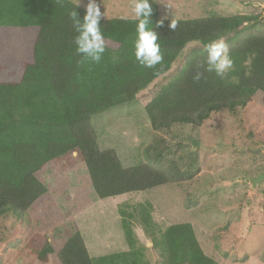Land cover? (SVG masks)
<instances>
[{"label": "trees", "instance_id": "1", "mask_svg": "<svg viewBox=\"0 0 264 264\" xmlns=\"http://www.w3.org/2000/svg\"><path fill=\"white\" fill-rule=\"evenodd\" d=\"M148 3V27L157 33L163 57L152 68L141 66L135 57L139 18L101 17L104 52L96 63L76 51L80 32L70 14L77 12L83 21L86 9L80 2L0 0V69L22 67L19 81H0V218L19 217L29 210L48 190L36 174L73 153L85 164L101 200L192 180L194 173L183 171L163 151L148 150L143 163L125 168L115 150L100 149L92 127L94 117L133 103L192 43L201 47L145 107L154 131L170 132L176 125L200 127L214 113L246 108L257 92L264 103V33L256 30L258 16L175 20L173 30L174 19H161L156 1ZM220 38L232 60L223 75L205 71L206 47ZM123 49L127 51L122 59L113 62L112 54ZM199 73L201 79L194 80ZM126 216L129 253L95 262L76 232L58 252L45 243L37 258L48 263L56 254L60 264H148L135 248L131 217ZM141 221L146 231L153 228L150 215L145 213ZM160 238L152 240L164 264H217L205 255L189 223L168 227Z\"/></svg>", "mask_w": 264, "mask_h": 264}, {"label": "rangeland", "instance_id": "2", "mask_svg": "<svg viewBox=\"0 0 264 264\" xmlns=\"http://www.w3.org/2000/svg\"><path fill=\"white\" fill-rule=\"evenodd\" d=\"M73 1L85 9L89 3ZM155 1L161 19L253 15L260 18L256 30L264 33V0ZM135 2L96 0L103 19H138ZM199 47L188 45L171 70L133 103L92 119L100 149L115 150L125 168L143 163L148 150L163 151L194 178L101 200L76 153L52 161L36 174L47 193L19 217L0 218V264H60L56 254L48 263L40 262L38 252L47 242L58 252L76 232L82 234L95 262L129 253L123 228L126 215L131 217L135 248L148 264H164L152 238L161 239L168 227L184 223L192 225L201 249L217 264H264L263 94L257 92L246 108L214 113L197 128L176 125L170 132L154 131L146 114V105L180 75ZM126 51L113 53L112 61L121 60ZM21 68L0 69V81H19ZM145 213L152 221L149 232L141 221Z\"/></svg>", "mask_w": 264, "mask_h": 264}, {"label": "clouds", "instance_id": "3", "mask_svg": "<svg viewBox=\"0 0 264 264\" xmlns=\"http://www.w3.org/2000/svg\"><path fill=\"white\" fill-rule=\"evenodd\" d=\"M133 11L139 23L137 25V39L135 41V57L143 67L152 68L163 59L160 45L157 43V33L148 27L149 17L152 16V8L148 0H136ZM71 18L76 30L80 35L76 37L79 45L76 51L78 54H86V57L99 63L104 52V36L100 30V19L102 13L96 0H89L86 8V15L83 21L77 12H72ZM175 20L171 21L170 28L175 29ZM206 50L208 52L207 67L205 71L215 72L223 75L232 66V60L227 55L228 49L223 42V38L210 42ZM203 73H199L194 80L199 81Z\"/></svg>", "mask_w": 264, "mask_h": 264}]
</instances>
